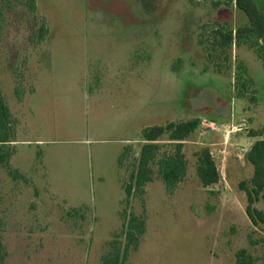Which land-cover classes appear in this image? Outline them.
<instances>
[{"label": "rangeland", "instance_id": "374dc122", "mask_svg": "<svg viewBox=\"0 0 264 264\" xmlns=\"http://www.w3.org/2000/svg\"><path fill=\"white\" fill-rule=\"evenodd\" d=\"M35 4L31 11L26 0H0V90L16 131L8 166L23 175L0 164L5 264H100L124 208L146 217L125 264H234L242 247L263 264L264 223L247 217L239 183L253 173L245 152L264 138V64L243 42L227 60L219 51L207 56V42H199L207 25L234 29L245 13L234 3L198 0ZM246 77L253 85L238 96ZM195 116L242 129L198 128L184 141L187 170L176 188L165 190L154 165L144 204L132 196L126 206L141 129ZM203 147L220 173L208 189L196 175ZM256 206L264 210L263 202Z\"/></svg>", "mask_w": 264, "mask_h": 264}, {"label": "trees", "instance_id": "16d2710c", "mask_svg": "<svg viewBox=\"0 0 264 264\" xmlns=\"http://www.w3.org/2000/svg\"><path fill=\"white\" fill-rule=\"evenodd\" d=\"M210 2L214 6L234 3L247 16V21L234 29L220 27L205 29V33L199 35V42H207L205 46L207 56L219 51L227 57L231 52L232 45L245 43L254 48L264 64V10L256 0H198ZM29 10L34 11L35 0H26ZM211 33L209 37L208 33ZM46 34V26L42 23L39 27V39ZM203 37V38H202ZM218 54H216V57ZM226 67L225 62L215 65ZM237 89L238 96H244L248 88L253 85L251 78H242ZM253 100V97H250ZM13 116L0 90V164L7 168L13 177H23L17 170L9 168V158L12 155L15 142V128L12 125ZM201 117L195 116L185 120L168 121L162 125L145 126L137 137L142 141L138 156L132 162L128 179L124 184V203L129 205L130 197L138 196L144 204L146 186L153 179V166L157 168V174L161 178L164 188L171 192L181 182L187 170V160L183 152L184 141L200 126ZM262 130H251L249 136L262 135ZM165 137V138H164ZM167 141V148L161 141ZM131 148L126 145L119 155L118 163H122L124 155ZM196 175L203 188H212L220 180L217 157L207 147L201 148L196 154ZM245 159L253 165L252 176L248 180L239 183L240 189L245 194L244 211L249 220L258 226L264 223V210L257 207L256 203H264V138L255 139L245 152ZM122 223L118 230L112 233L107 241L106 250L100 257V264H125L131 253L136 251L146 233V217L144 210L141 213L127 211L121 212ZM7 249L1 234L0 221V264H5ZM234 264H260L255 256L242 247L235 251ZM264 264V260H263Z\"/></svg>", "mask_w": 264, "mask_h": 264}, {"label": "built area", "instance_id": "2783aa9c", "mask_svg": "<svg viewBox=\"0 0 264 264\" xmlns=\"http://www.w3.org/2000/svg\"><path fill=\"white\" fill-rule=\"evenodd\" d=\"M199 128L204 129H210V130H222L225 132L226 135H228L231 132H236L238 130H241V126H237L235 124L229 123V122H221L218 123L211 119H201ZM208 132V131H206Z\"/></svg>", "mask_w": 264, "mask_h": 264}]
</instances>
